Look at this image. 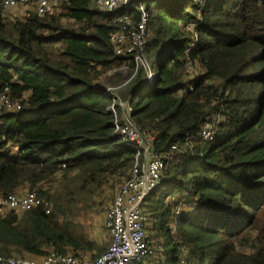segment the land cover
I'll return each instance as SVG.
<instances>
[{
  "label": "trees",
  "instance_id": "1",
  "mask_svg": "<svg viewBox=\"0 0 264 264\" xmlns=\"http://www.w3.org/2000/svg\"><path fill=\"white\" fill-rule=\"evenodd\" d=\"M142 2L154 83L142 69L131 78L132 57L116 56L109 40L114 13L96 0L0 17V92L8 88L22 105L0 111V198L41 186L36 193L53 202L49 213L0 214L1 257L103 253L70 231L60 196L43 187L74 173L85 189L131 169L136 152L114 131V98L96 84L103 71L126 64L120 98L130 104L128 118L152 137L155 153L179 149L143 206L161 238L160 254L146 264H264V0ZM130 13L140 21V12ZM194 63L203 74L185 78ZM207 122L212 137L203 140Z\"/></svg>",
  "mask_w": 264,
  "mask_h": 264
},
{
  "label": "built area",
  "instance_id": "2",
  "mask_svg": "<svg viewBox=\"0 0 264 264\" xmlns=\"http://www.w3.org/2000/svg\"><path fill=\"white\" fill-rule=\"evenodd\" d=\"M60 0H0V12L21 10L24 15L36 12L38 15L53 13L57 10ZM99 8L114 13L113 22L118 25L111 33L109 40L116 56L132 57L135 68L131 78L144 70L149 83H154L156 74L153 71L145 53L147 42V14L145 4L139 0H96ZM120 10H125L119 14ZM141 13L137 23L131 21L130 11ZM124 82L120 88H122ZM107 94L111 96L109 90ZM8 88L0 92V111H18L22 109L19 100H13L8 95ZM122 111L118 119V112ZM109 111L114 118V131L120 136V145L136 152L135 162L129 171L127 180L119 187L105 211V227L110 236V245L98 257L89 258L84 254H64L50 250L40 258L1 257L0 264H144L151 254V241L147 236L148 215L143 206L146 198L154 192L163 181L166 164L175 157L178 147L173 145L164 153H155L151 148L152 137L138 129L128 118L131 107L128 101L113 99ZM122 123L120 124V121ZM212 125L205 123L198 132L199 138L206 140L212 137ZM190 137L185 136L184 141ZM17 151V148H14ZM142 151V160H138ZM64 168V165H62ZM44 207L49 213V206L36 191H15L0 198V214L13 212L22 215L34 208ZM182 204L174 208L176 218L181 215ZM160 248V245H159Z\"/></svg>",
  "mask_w": 264,
  "mask_h": 264
},
{
  "label": "rangeland",
  "instance_id": "3",
  "mask_svg": "<svg viewBox=\"0 0 264 264\" xmlns=\"http://www.w3.org/2000/svg\"><path fill=\"white\" fill-rule=\"evenodd\" d=\"M139 1L142 3L141 5L143 7V0ZM20 11L21 10L1 11L0 17L6 19L13 18L14 16L20 17ZM152 69L153 71L151 73L154 75L155 68ZM128 72L129 68L126 64L113 65L111 68L101 73V75L97 78L96 84L102 86L105 90H109L111 96L114 99L121 100L120 91L123 88H120V86L124 82H126ZM202 74L203 68L197 63L189 64L186 67L185 78L192 80ZM120 80L122 81L120 82ZM121 114L122 111H119L117 114L118 119L121 118ZM217 118V116H214L211 119V122H213L214 124ZM142 156L143 153L142 151H140L138 156L139 161L142 160ZM129 171L130 169L124 174L117 173L114 175H109L101 183H99V185L90 184L89 186L87 185L85 189L81 188V181L78 180L74 173L70 174L68 180H59L58 178L52 179V181H48V183L44 185L43 188L44 191H49L51 194L60 196L61 201L63 202L61 207L66 211V218L69 222L70 231L76 234L83 235L88 239L97 240L98 247H103L105 251L110 245V239H108V237L106 236L105 229L102 225L104 221V213L106 211V208L112 201L114 195L118 191L119 187L127 180ZM71 179L72 181H69ZM40 187H38L37 189H29L27 186H25L18 191L22 193L27 191H37ZM68 193H71L72 195L70 197H67ZM40 198L44 202H47L49 209H52L53 202L45 200V198L41 196ZM150 198L151 197L149 195L146 198L145 203L150 201ZM172 201L173 199L170 200V202ZM182 202L183 200H181V203H179V205L182 204L183 208L184 204ZM157 221L158 220L155 217L153 219H148L147 236L148 240L151 241L152 246L150 247L151 254L146 258L144 264H146L147 260H150V262L156 260L158 257L156 255L160 254L161 248H159V242L161 241V238L157 236ZM169 226H172V231L175 230L174 223L169 222ZM244 251H246L247 253L250 252L247 248H244ZM76 253L79 254L80 252ZM14 256L19 257L18 255ZM86 256L96 258L99 255H97L96 251L94 250L92 251V253L86 254Z\"/></svg>",
  "mask_w": 264,
  "mask_h": 264
},
{
  "label": "crops",
  "instance_id": "4",
  "mask_svg": "<svg viewBox=\"0 0 264 264\" xmlns=\"http://www.w3.org/2000/svg\"><path fill=\"white\" fill-rule=\"evenodd\" d=\"M20 17H22V16H24V14L23 13H20ZM11 150H12V152L14 153L15 152V154L17 153V151H15V149L12 147L11 148ZM103 227H104V229H105V233H106V236L108 237V239H110V236H109V234H108V232H107V229H106V227H105V213H104V218H103ZM99 239V238H98ZM90 241H92L93 243H95L97 246H98V242H97V240H93V239H89ZM99 249H102L103 251H104V248L102 247V248H100L99 247ZM78 252H80L79 254H84V255H86V254H88V253H92V252H81V251H78ZM75 255H78L77 253L75 254ZM101 255V254H100ZM89 258H92V257H90L89 256Z\"/></svg>",
  "mask_w": 264,
  "mask_h": 264
}]
</instances>
